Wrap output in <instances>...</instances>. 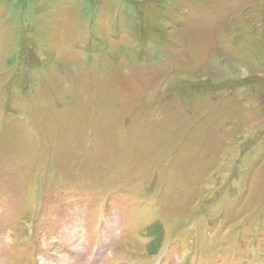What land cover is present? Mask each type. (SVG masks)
<instances>
[{"label": "rangeland", "instance_id": "1", "mask_svg": "<svg viewBox=\"0 0 264 264\" xmlns=\"http://www.w3.org/2000/svg\"><path fill=\"white\" fill-rule=\"evenodd\" d=\"M0 264H264V0H0Z\"/></svg>", "mask_w": 264, "mask_h": 264}]
</instances>
